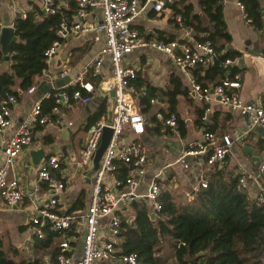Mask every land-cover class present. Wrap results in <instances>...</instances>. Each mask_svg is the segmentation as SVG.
Here are the masks:
<instances>
[{
  "label": "built area",
  "instance_id": "2783aa9c",
  "mask_svg": "<svg viewBox=\"0 0 264 264\" xmlns=\"http://www.w3.org/2000/svg\"><path fill=\"white\" fill-rule=\"evenodd\" d=\"M74 18L61 19L54 29L55 35L64 38L68 34L90 32L93 41L102 40L101 46L95 52L89 63L76 75H70L67 68L61 69L54 79L69 75L64 85L53 90L56 102L69 104L72 101L90 102L94 97H110L113 91L111 119L99 118L89 129L82 146L79 148L78 163L87 166L92 159L104 125L112 128L109 142L99 160L98 167L92 171V187L86 206L80 210L59 211L58 196L64 191L68 177L63 170L58 155L42 158L38 164L36 181L32 190L26 192L15 173V162L23 147L30 144L34 129L47 121L42 114L41 99L52 95L51 91L44 93L42 98L34 100L29 112L20 120L13 133L3 139V161L0 164V196L8 205L21 202L24 196L35 206V213L28 218V228L31 234L45 238L46 230L58 231L64 238L58 243L54 262L47 264H100L101 261L115 260L121 264H140L135 253H118L116 244L122 220L123 206L133 200L145 198L149 210L157 214L162 207L160 196L162 184L157 177L147 182L145 192L139 190V184L146 172L148 150L144 143L136 139L145 132L146 116L136 104L133 80L137 76V67L130 63L128 56L138 48H151L167 54L174 65L183 71L190 70L195 64H212L215 61V49L210 38L194 39L181 42L178 39L164 41L154 37L147 38L132 26L135 18L147 7L154 11H162L167 3L173 0H74ZM54 0H42V6L49 12H55ZM239 6L244 9L243 3ZM88 9H97L93 19H85ZM22 17L26 12L21 13ZM244 16L250 20L244 11ZM179 20V16H176ZM191 31V30H190ZM191 33V32H190ZM189 31L187 32L190 35ZM191 37V36H190ZM60 44V39L53 40L43 51L45 67L42 75H47L46 67ZM107 60L109 71L102 73V66ZM233 59L227 58L224 65ZM90 74L91 77H87ZM99 77L98 82L95 78ZM191 90L199 101H209L218 98L231 110L246 116L252 124L264 125V99L257 101L244 100L238 93L241 72L232 77L225 76L214 85H202L190 76ZM70 86V91L64 87ZM62 88V89H61ZM36 85L27 90L34 91ZM151 102L154 98L150 99ZM17 103L15 94L5 91L0 99V134L12 125V106ZM165 124L176 125V117L171 114L165 119ZM232 136L229 133H217L204 129L201 137L190 142L182 149L177 161L184 167L189 166L187 156L205 154L206 163L214 164L225 158L231 145ZM118 161L125 165L123 176H117ZM264 171V144L260 149L258 172ZM259 174V173H258ZM257 175V174H256ZM254 174L238 177L237 187L247 188L248 178ZM47 188L43 194L47 200L36 204L42 195L41 186ZM207 186L206 179H200L196 189ZM264 202V196L257 198ZM264 256V255H263ZM193 264H206L198 261Z\"/></svg>",
  "mask_w": 264,
  "mask_h": 264
},
{
  "label": "crops",
  "instance_id": "0c3cea01",
  "mask_svg": "<svg viewBox=\"0 0 264 264\" xmlns=\"http://www.w3.org/2000/svg\"><path fill=\"white\" fill-rule=\"evenodd\" d=\"M57 1L60 6L66 9L71 8L73 5V0ZM188 1L192 3L194 11L202 13L199 0ZM240 2L241 0H222L224 19L231 34V40L226 43L225 48L236 49L240 52L231 62L241 72L240 86L237 88V93L244 100L257 101L264 99V0H258L262 17L261 27H255L245 18L244 9L242 10L239 6ZM34 3L41 6L45 13L49 12L42 6V0H0V26L3 24L13 25L15 18L19 14L21 15L22 12L31 9ZM16 12L18 14H15ZM97 13V9H88L85 19H93ZM73 14L71 19L74 18ZM204 20L206 21V19ZM132 26L147 38H151L147 34H154L157 31L163 32L164 36L185 37L188 41L193 38L191 28H178L174 25L172 20H170V10L168 8L163 11H154L147 7L135 18ZM188 31L189 33L191 32L190 35L187 34ZM161 32L158 35H161ZM158 35H155V37ZM101 44L102 40L93 41L91 39L90 32L68 34L60 40L50 64L45 69L47 75L44 76L41 73L38 77L42 82L41 85L36 87L34 91L25 90L22 92L17 98V103L12 106V125L0 134V164L3 161V139L13 133L20 120L31 109L34 100L42 98L45 92L55 90L59 86L64 85V83L57 84L56 82L59 78L54 79V75L63 68H67L71 76L76 75L89 63ZM72 49H74V52ZM147 54L154 55L159 58V62L165 63L166 82L165 85L159 86L150 78L144 77V79L154 86L169 88L171 87L170 74L177 73L183 85L190 90L192 98L187 94L177 95V111L180 117L185 120L187 128L184 136L179 135L176 125L171 127L165 124L160 133H152L148 130L146 126L149 123L147 115L156 113L157 117L161 119L162 116L158 110L166 107V102L162 96L158 95L153 102L150 101L152 107L148 113H144L146 116L145 132L136 136L137 140L144 143L148 150V164L139 184V190L145 192L149 179L157 177L162 184V192L168 191L171 193L173 200L177 204H186L193 200L194 192L197 190L195 187L199 180H207L209 175L220 169L226 178L248 173L256 175L255 171L258 169L260 159L254 156L252 151L258 152L260 155V149L264 144V125L252 124L246 116L231 110L216 97L209 101L197 100L191 90L190 76L193 75L194 77L192 70L183 71L178 69L171 58L163 52L147 47L138 48L131 52L128 60L137 67L139 74L142 67H146L149 63ZM72 55L73 58H77L74 63L71 61ZM137 56L139 57L137 58ZM8 64L9 62L4 60L0 64V69L6 68ZM108 71L109 67L106 60L102 66V73L106 74ZM227 75L228 71L226 70L224 76ZM209 85H213V83L209 82ZM140 89L144 91L143 87ZM134 95L136 97L135 91ZM100 99L101 97H94L88 103L72 101L66 104L59 102L54 107V115L51 118L46 115L47 121L39 124L34 129L33 140L30 144L23 147L16 158L14 171L21 187L26 192H30L36 181L39 164L32 163L30 151L36 148H43L44 155L42 158L53 154L60 157L63 170H66V176L69 178L64 191L59 193L58 196V206L61 212L67 211L66 208L72 203L82 188L86 191L84 205L71 211L84 208L89 200L92 177L90 175V181H87L86 176L83 174L84 168L78 163V151L92 126L85 127L89 115L97 107ZM107 101L112 105L111 96L107 98ZM154 102L159 104L157 109H154ZM199 113L203 122L198 127L194 124V120ZM149 124L151 125L152 122ZM204 129L229 133L232 136V142L225 158L214 164H207L205 154L190 155L187 156L189 166L184 167L182 163L177 161L178 156L190 142H194L201 137ZM75 176L76 178H74ZM73 178L74 180H72ZM245 191L252 198H258L260 194L264 196V171H260L255 178H248ZM43 192L44 190L40 192L42 195L36 201L38 205L47 200V196ZM182 194H185L186 197L182 198ZM142 199L145 198L142 197ZM127 207L130 208L129 211ZM34 208V204L27 199H22L21 202L14 205H8L0 196V240L2 249L17 264L19 262L21 264L23 260L30 262L36 257H39L42 262L51 260L50 253L39 256L35 254L32 247L35 236L31 234L28 228V218L35 213ZM122 208V216L132 213L130 204ZM131 217L130 215L129 219ZM61 237L62 239L64 238L63 233ZM170 251L172 253L171 248ZM106 263L121 264L117 257L115 260L100 262V264Z\"/></svg>",
  "mask_w": 264,
  "mask_h": 264
},
{
  "label": "trees",
  "instance_id": "16d2710c",
  "mask_svg": "<svg viewBox=\"0 0 264 264\" xmlns=\"http://www.w3.org/2000/svg\"><path fill=\"white\" fill-rule=\"evenodd\" d=\"M241 3L249 21L255 27H261L262 17L258 0H241ZM53 5L55 12L45 13L41 6L34 3L31 9L26 11L25 17L19 14L15 18L13 26L18 37L10 43L9 58L6 60L9 62L8 66L0 69V99L5 91L15 94L18 98L31 85L36 87L41 85L38 77L45 67L43 51L53 40L63 39L55 35L54 29L61 19L70 20L76 8L74 0L69 9L60 6L57 0H54ZM199 5L201 14L194 11L192 3L188 0H173L167 3L164 9L170 10V20L176 27L191 28L194 39L212 40L215 61L207 65L195 64L191 70L197 82L202 85H209V82H212L214 85L225 77L226 70L228 77L239 71V68L231 63L224 65V61L227 58H235L240 52L225 48L226 43L231 40V34L224 19L222 0H199ZM177 15L179 20L176 18ZM160 32L149 33L147 36L155 37ZM155 38L189 42L185 37L164 36L163 32ZM72 51L74 52V49ZM4 60L0 50V64ZM76 60L77 58H73L72 55V63ZM87 77H91L90 74ZM98 80L99 77H96L95 81ZM170 84L169 88L159 87V96L166 102V107L158 110L162 118L159 119L156 113L147 115V121L152 124H145L152 133H160L165 125V119L174 114L176 129L180 136H184L187 128L185 120L177 111V95L187 94L192 98L191 92L183 85L177 73L170 74ZM133 85L136 89L138 109L146 114L152 107L150 99L158 96V87L144 79L138 70ZM141 87L144 91H141ZM64 88L68 91L72 89L70 86ZM51 93V96L41 99L42 114L50 118L58 104L53 90ZM110 108L111 103L107 98L101 97L97 107L90 113L85 127L93 125L101 116L106 117ZM200 118L199 113L194 120L198 127L203 122ZM117 163V176L121 177L125 165L120 161ZM238 177L239 175H235L226 178L221 169L216 171L208 176L207 186H200L195 190L193 200L186 204H177L171 193L163 191L160 196L162 207L154 217L145 199L133 200L130 203L132 213L121 217L116 244L118 253H135L140 264H163L165 261L160 253V247L163 242H167L179 264H193L198 261H204L206 264H264V202L250 197L245 190L239 189ZM46 188V184L42 183L41 191ZM85 194L86 191L82 188L66 210L82 207ZM23 199L29 200L27 196ZM61 236V232L48 229L45 238L35 236L32 245L35 254L42 256L50 253L51 260L42 262L36 257L30 262L23 260L21 264L54 262L58 242L62 240ZM0 264H17L2 249L1 240Z\"/></svg>",
  "mask_w": 264,
  "mask_h": 264
},
{
  "label": "water",
  "instance_id": "95a60500",
  "mask_svg": "<svg viewBox=\"0 0 264 264\" xmlns=\"http://www.w3.org/2000/svg\"><path fill=\"white\" fill-rule=\"evenodd\" d=\"M15 14H18L16 12ZM17 34L15 32V28L11 24H3L0 26V50L3 54V57L5 60H8L9 58V46L10 43L17 40ZM70 78L69 75L64 76L63 78H59L57 80V84H62L65 81H67ZM40 86V85H39ZM110 95L113 96V91L110 92ZM111 113L112 110L109 109L107 112V120L110 121L111 119ZM112 134V128L108 125H104L102 129V134L100 136V139L98 141L95 153L92 157V159L89 161L88 165L84 168L83 174L86 176L87 181H90V175L93 170H95L99 165V160L101 158V155L106 148L109 139ZM252 151V150H251ZM254 156H257L260 159V155L258 152H253ZM31 155V161L33 164H38L42 156L44 155V149L43 148H36L32 149L30 151ZM256 174H258V169L255 171ZM152 216H155L156 214L154 212H151ZM200 253V252H199Z\"/></svg>",
  "mask_w": 264,
  "mask_h": 264
},
{
  "label": "rangeland",
  "instance_id": "374dc122",
  "mask_svg": "<svg viewBox=\"0 0 264 264\" xmlns=\"http://www.w3.org/2000/svg\"><path fill=\"white\" fill-rule=\"evenodd\" d=\"M148 55L149 63L146 67H142L140 70V75L144 78H150L155 84L159 86L165 85L166 79H165V72H166V65L164 62H159V58L154 55ZM139 56H137L138 58ZM157 95H160V89L158 87ZM154 109H157L159 106L158 102L153 103ZM82 168H85V166H81ZM78 176V175H76ZM76 176L74 178H76ZM74 178L72 180H74ZM185 194H182V198H184ZM186 197V196H185ZM127 210L129 211L130 208L127 207ZM161 255L164 259V264H179L176 259L173 258V255L170 251L169 244L167 242H163L161 247ZM103 262V261H102ZM110 264V263H106Z\"/></svg>",
  "mask_w": 264,
  "mask_h": 264
}]
</instances>
